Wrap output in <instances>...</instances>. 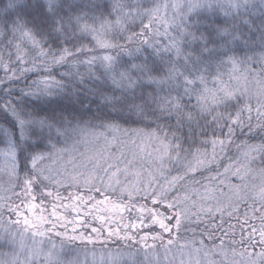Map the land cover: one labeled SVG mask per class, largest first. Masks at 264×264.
I'll return each mask as SVG.
<instances>
[{"label": "snow or ice", "instance_id": "obj_1", "mask_svg": "<svg viewBox=\"0 0 264 264\" xmlns=\"http://www.w3.org/2000/svg\"><path fill=\"white\" fill-rule=\"evenodd\" d=\"M0 172V264H264V0H0Z\"/></svg>", "mask_w": 264, "mask_h": 264}, {"label": "rangeland", "instance_id": "obj_2", "mask_svg": "<svg viewBox=\"0 0 264 264\" xmlns=\"http://www.w3.org/2000/svg\"><path fill=\"white\" fill-rule=\"evenodd\" d=\"M233 182H235V181H233ZM11 183H15V179L14 178H10L6 173L0 172V185L8 187L9 184H11ZM19 190L20 189H16V191H19ZM54 190L57 191L56 188H54ZM60 194L62 195L61 192H60ZM17 203H19V201H17ZM65 203H70V201H65ZM149 206H151V205L149 204ZM49 211H51V206L50 205H49ZM61 211H63V209H61ZM13 218H15V217H13ZM173 223H175V222L173 221ZM188 228H189V225L185 224L180 230L179 235H180V239L182 241L184 239L191 238L192 233L187 230ZM153 231H160V229L158 228V226H156V227L153 228ZM168 238L169 237L167 236V234H165V239H168ZM149 243H151V241H149Z\"/></svg>", "mask_w": 264, "mask_h": 264}, {"label": "trees", "instance_id": "obj_3", "mask_svg": "<svg viewBox=\"0 0 264 264\" xmlns=\"http://www.w3.org/2000/svg\"><path fill=\"white\" fill-rule=\"evenodd\" d=\"M61 70H63V69H61ZM132 126L134 127L135 125H132ZM21 175H22V173H21ZM54 188H56V187L55 186H52V191H53V194H56V191L54 190ZM71 191H74V189H71V188H61L60 189V192L62 193V196H67L68 193L71 192ZM101 198L102 197H100V196L97 195V199H101ZM48 199L51 200V198H48ZM147 203L151 205V202L150 201H148ZM161 211H164V209L161 208Z\"/></svg>", "mask_w": 264, "mask_h": 264}]
</instances>
